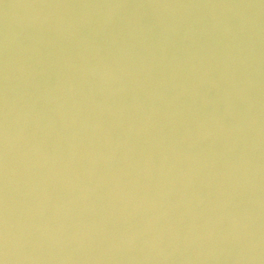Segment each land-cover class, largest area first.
Wrapping results in <instances>:
<instances>
[{
	"label": "water",
	"instance_id": "95a60500",
	"mask_svg": "<svg viewBox=\"0 0 264 264\" xmlns=\"http://www.w3.org/2000/svg\"><path fill=\"white\" fill-rule=\"evenodd\" d=\"M0 264H264V0H0Z\"/></svg>",
	"mask_w": 264,
	"mask_h": 264
}]
</instances>
